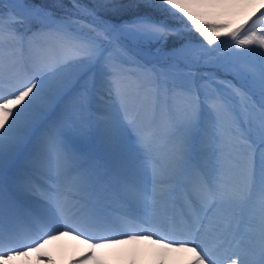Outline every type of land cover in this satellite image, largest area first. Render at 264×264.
Returning <instances> with one entry per match:
<instances>
[{
	"label": "snow or ice",
	"instance_id": "obj_1",
	"mask_svg": "<svg viewBox=\"0 0 264 264\" xmlns=\"http://www.w3.org/2000/svg\"><path fill=\"white\" fill-rule=\"evenodd\" d=\"M0 7V264L77 233L73 264H264V0Z\"/></svg>",
	"mask_w": 264,
	"mask_h": 264
},
{
	"label": "bare ground",
	"instance_id": "obj_2",
	"mask_svg": "<svg viewBox=\"0 0 264 264\" xmlns=\"http://www.w3.org/2000/svg\"><path fill=\"white\" fill-rule=\"evenodd\" d=\"M236 19L240 20L241 16H235V20ZM258 29H264V25H258ZM103 103L104 102L97 103L96 105L102 106ZM98 114H100V112ZM154 239L158 238L154 237ZM144 243L152 244L150 241H139L135 244L110 246L100 250L101 256H104V258L102 257L103 259L112 262L113 264H139L141 261L142 264H158L160 259L164 261V264H187L188 254L179 252H171V255L167 257H161L158 255L151 260L148 256L150 253L147 251V257L145 258L143 256ZM88 251L89 249L87 245L84 244L82 240H77L75 236L72 235L63 236L57 240L50 241L49 244L45 245V247L39 252L35 250L30 251L27 257L21 255L14 259L17 262H23L24 264H42V261L36 263L34 257L41 254H43L42 256L47 254L51 257V260H57L60 264H73L74 260L81 258Z\"/></svg>",
	"mask_w": 264,
	"mask_h": 264
},
{
	"label": "rangeland",
	"instance_id": "obj_3",
	"mask_svg": "<svg viewBox=\"0 0 264 264\" xmlns=\"http://www.w3.org/2000/svg\"><path fill=\"white\" fill-rule=\"evenodd\" d=\"M44 2L51 4V3L54 2V0H44ZM0 4H4V2L3 3L0 2ZM0 11H3L6 14H9L11 10L9 8H7V7H0ZM229 19H233V21L236 22V23H238L237 21H240V20H237V19L235 20V16L234 17H229ZM222 40L224 41V43H223V45L221 47V51H227L228 49L231 48V42L228 41V40H230V38L224 37V38H222ZM225 43H227V44H225ZM230 76H232V75L231 74H223V75L218 76V80L224 81L225 83L230 82L235 88L240 89L241 92H244L245 90L241 88V86H240L241 84L239 83V81L230 78ZM213 87H215V86H213ZM94 102H95V100H94ZM244 103H245V101L241 98L240 99V105L243 106ZM248 103H249V105H252V104H257L258 105V101H256V100L254 101L253 98ZM96 107H101V106L97 105ZM249 110H251V109H249ZM98 113L99 112H96L95 115L101 116V117L106 115V114H104V112H100V114H98ZM231 128H232V124L229 121L226 124V131L229 133V135H231ZM240 151H241V153H243V151H245V149L243 147H241ZM144 244H145V246L143 248V256L146 258L147 257L146 253L148 251L150 253L148 256H149V258L151 260L156 258L158 256L156 247L153 244H146V243H144ZM169 255H171V252L160 253L159 254V256H161V257H163V256L167 257ZM102 257L104 258V256H102ZM45 263L60 264V263L57 262V260H54V259H52V260L46 259ZM108 264H113V263L112 262H108ZM139 264H142V261Z\"/></svg>",
	"mask_w": 264,
	"mask_h": 264
},
{
	"label": "trees",
	"instance_id": "obj_4",
	"mask_svg": "<svg viewBox=\"0 0 264 264\" xmlns=\"http://www.w3.org/2000/svg\"><path fill=\"white\" fill-rule=\"evenodd\" d=\"M0 2H2V3L4 2V3H5V0H0ZM66 2H67V0H66ZM230 78L233 79V76H230ZM240 86H241V85H240ZM252 98H253L254 101H255V100L258 101V92H257V94H256L255 96H253Z\"/></svg>",
	"mask_w": 264,
	"mask_h": 264
}]
</instances>
